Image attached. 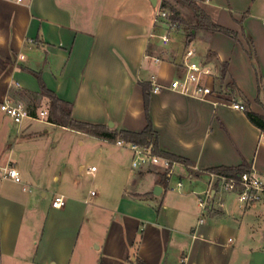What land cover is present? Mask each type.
Listing matches in <instances>:
<instances>
[{"label":"crops","instance_id":"obj_1","mask_svg":"<svg viewBox=\"0 0 264 264\" xmlns=\"http://www.w3.org/2000/svg\"><path fill=\"white\" fill-rule=\"evenodd\" d=\"M162 2L156 8L150 0H0V105L9 101L31 115L17 125L0 110V168L15 166L23 181L0 179V264L229 263L215 246L236 243L245 219L236 210L256 206L243 208L233 194L215 191L202 216L198 196L209 188L212 169L244 166L264 177V132L247 117L264 118V0H197L216 25L237 34L198 32L187 44L215 66L217 96L151 92L158 151L187 168L165 182L158 169L125 174V153L130 163L132 153L117 145L123 139L62 126L99 143L98 166L90 167L98 191L81 188L70 158L51 174L59 189L49 202L33 191L47 190L50 175L37 162L45 149L35 123L51 109L42 86L70 106L76 121L117 133L147 128L143 84L168 86L183 74L182 42L159 38L168 30L166 22L155 23ZM172 32L187 43L182 31ZM57 196L65 198L61 208L52 206Z\"/></svg>","mask_w":264,"mask_h":264},{"label":"built area","instance_id":"obj_2","mask_svg":"<svg viewBox=\"0 0 264 264\" xmlns=\"http://www.w3.org/2000/svg\"><path fill=\"white\" fill-rule=\"evenodd\" d=\"M167 20V11L160 8L155 17V23L158 24L166 22ZM172 31L173 29H168L165 34L159 36L163 44L166 45L169 43V34ZM155 61L159 62L160 60L156 58ZM182 68V76L173 78L168 86L154 82L152 91L159 92L163 89H170L199 100H212V98L217 96L218 91L215 86L216 68L213 64L200 59L195 50H188L184 55ZM229 106L239 111H245V106L241 104L232 103ZM0 110L11 116L17 124H22L24 119L31 118V115L26 109L13 105L9 101L0 105ZM40 115L47 117L48 114L42 111ZM117 145L121 148L128 149L132 153L131 166L136 170L156 168L161 170L167 179H170L179 167H188L166 156L154 154L152 148L149 146H142L124 140L117 141ZM95 171L96 167L90 169V172ZM210 177L211 182L209 188L198 196V204L202 210V216H204L208 208L214 206L215 191L233 194L243 208H251L264 202V177L255 171L245 172L238 177L211 173ZM0 179L10 180L17 184L23 183L21 174L15 166L0 168ZM178 186L182 187L183 184L180 182ZM64 205V197L57 196L54 198L52 203L54 208H61ZM224 206V203H219V207L223 208ZM201 222H203V218Z\"/></svg>","mask_w":264,"mask_h":264},{"label":"rangeland","instance_id":"obj_3","mask_svg":"<svg viewBox=\"0 0 264 264\" xmlns=\"http://www.w3.org/2000/svg\"><path fill=\"white\" fill-rule=\"evenodd\" d=\"M163 1H166L168 5L176 8L179 19L184 22L182 34L185 35L186 31L197 23V19L192 11L193 9L177 0ZM198 5L201 6L199 3ZM166 11L170 14L168 10ZM169 36L170 40L174 38V40H178L180 43L182 42L180 53L186 54L188 50H194L187 46L186 41H183V37H179L173 32H171ZM40 113L41 111L38 113V119H42V123L36 122L35 124L40 134L44 136L45 152L43 155H40L37 162L39 166L43 168L42 175H50L47 183V190H33L38 200L40 202H49L53 198V194L59 189V182H54L51 174L53 175L57 167L64 161H69V158L73 166V176L76 178V181L80 183L81 188L95 192L98 191V188L92 185L90 167L92 165L98 166L93 156L95 152H97L99 143L89 137H82L80 134L72 133L66 128H62V126H53L49 124L47 118L42 117ZM49 113V118H52L53 114H51V109ZM55 120L57 119L55 118ZM14 125L15 123H13L12 126ZM8 128H10V126H8ZM82 140L85 142L84 145H81ZM125 154H127L125 157L127 167L125 174L130 173V170L135 172L136 169L132 168L130 163L129 153L126 152ZM81 166L84 167L83 170L80 169ZM58 175L61 176V173L58 172ZM126 177L128 178V176ZM174 183L175 180L173 179V186L175 185ZM43 193H45L46 196H43ZM236 214L240 216L239 219L241 223L242 218L245 217L237 241L231 247H225L222 244L216 245L217 247L215 246V248L218 250V255L223 259H227L229 262L228 264H264V204L261 203V205H256V207L248 211L238 209L236 210ZM221 243H224V241H221Z\"/></svg>","mask_w":264,"mask_h":264},{"label":"trees","instance_id":"obj_4","mask_svg":"<svg viewBox=\"0 0 264 264\" xmlns=\"http://www.w3.org/2000/svg\"><path fill=\"white\" fill-rule=\"evenodd\" d=\"M178 2H181L182 4L188 5L192 11L194 12L193 14L195 15L197 19V23L189 28L186 33V39H187V44L190 41H193L197 35L198 32L203 31L206 33H223L225 35H228L232 37L233 39L237 40V34L229 29L223 28L221 26L216 25L211 17L207 14V12L198 5L197 0H177ZM161 8L164 10H168L170 14H168V20L166 21V25L168 29L173 31H183L184 29V22L179 19V16L177 15V10L175 7L168 5L166 1L162 2ZM252 56V53H251ZM144 88V94H145V111L147 115V120H148V126L147 128L140 133H134L130 131H122L120 133L114 132L110 130L106 126H101V125H93V124H87V123H82L79 121H76L72 118V110L70 106L60 100L56 94L47 88L42 86L43 94L47 96L50 101H51V114H53L52 118H49V122L55 123L57 125L63 126V127H68L71 129H75L99 138L107 139V140H113L116 139L117 137L123 139L126 142L130 143H136L142 146H149L152 148V151L154 154L161 155V156H166L168 158H171L173 160L179 161L187 166H189V163L177 158L175 156H170L167 154H162L158 151V134L154 130L153 127V122L151 119L150 115V96L152 92V86L149 84H143ZM247 117L249 120L257 126L259 129H261L264 132V118L256 115L252 112H247ZM55 118L57 120H55ZM59 118V120H58ZM162 172L161 170H159ZM211 172L217 173V174H222L225 176L229 177H238L239 175H242L245 172H251V169H248L244 166L238 167V168H216L210 170ZM190 172L193 174L194 171L190 170ZM196 175L198 174L197 172H194ZM163 176V181L165 182L166 176L162 172L161 174Z\"/></svg>","mask_w":264,"mask_h":264},{"label":"water","instance_id":"obj_5","mask_svg":"<svg viewBox=\"0 0 264 264\" xmlns=\"http://www.w3.org/2000/svg\"><path fill=\"white\" fill-rule=\"evenodd\" d=\"M150 2H151V4H152L154 7H157V5H158V0H150ZM109 126H110L111 128H113V127H114V124H113V123H110ZM154 193H155L156 195H161V193H162V187H161V186H156L155 189H154Z\"/></svg>","mask_w":264,"mask_h":264}]
</instances>
